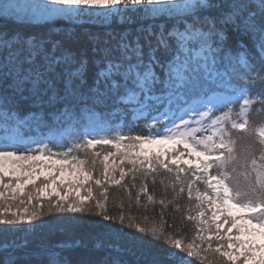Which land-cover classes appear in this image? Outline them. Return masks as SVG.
<instances>
[{"label":"snow or ice","instance_id":"obj_1","mask_svg":"<svg viewBox=\"0 0 264 264\" xmlns=\"http://www.w3.org/2000/svg\"><path fill=\"white\" fill-rule=\"evenodd\" d=\"M15 7L0 0V16L12 15ZM40 7L46 19L107 23L138 13L163 23L149 24L131 39L123 33L103 47L96 41L91 55L69 38L0 32V83L14 97L38 109L60 104L65 111L87 100L111 101L144 120L140 133L135 121L126 130L97 121L91 132L55 137L49 147L25 139L20 129L30 127L27 116L5 111L0 225L32 226L45 203L60 213L91 209L103 221L123 224V212L108 214V188L124 187L126 177L135 187L139 177L136 203L141 195L154 203L147 182L166 175L160 183L172 188L173 201L185 192L196 201L195 215L186 217L195 222V238L185 244L162 228L137 231L175 249L167 253L169 264H193L190 258L207 264L208 254L224 264H264V123L249 119L256 105V112L264 111V0H46ZM229 29L249 41L255 37L258 51L244 42L230 51ZM0 101L6 105L7 96ZM105 146L114 151L103 152ZM47 264L61 260L49 253Z\"/></svg>","mask_w":264,"mask_h":264},{"label":"trees","instance_id":"obj_2","mask_svg":"<svg viewBox=\"0 0 264 264\" xmlns=\"http://www.w3.org/2000/svg\"><path fill=\"white\" fill-rule=\"evenodd\" d=\"M161 23L163 21L156 20L154 23L151 20L131 24H105L89 18L82 23L61 19L36 23L19 21L13 16H0V32L35 36L51 34L57 38H69L74 48L84 49L91 55L96 41L103 47L108 40L115 43L123 33H129L131 39L141 28L149 24L158 28ZM227 36L230 51L238 49L241 42L246 43L249 48L255 47L258 51V41L255 37L249 41L247 37L240 36L231 29L227 31ZM204 75L202 71L201 80ZM234 82L240 83L239 80ZM0 96H7L6 105L0 101V112L8 110L15 112L18 109L17 115L27 116L31 125L43 132L56 129L59 123L65 125L66 122H75L77 126L84 120L85 113L98 112L102 118L114 115L115 121H118L120 117L113 112L123 106L111 101L94 103L87 100L86 103L73 106L67 111L60 104L54 108L44 106L38 109L35 105L11 95L10 89L5 91L2 83ZM30 110L35 111V119H32ZM125 112L127 114L125 125L128 126L131 117L127 110ZM136 123L138 127L134 132L140 133L143 131L144 120L140 119ZM97 150H101L99 146ZM109 150L114 151L108 146L102 149L105 153ZM80 155L83 158V153ZM101 170V165L97 163L96 174L98 175ZM161 179L167 181L168 177L157 176L155 184L151 180L147 182L148 193L155 197L154 203H149L144 195L140 196L139 204L136 203V196L143 183L139 177L134 182L135 187H132L131 177H126L124 187L108 188V214L119 216L123 212L125 215L123 224H120L119 220L103 221L101 217L91 214V209L85 213H60L55 209H48L45 203L44 214L34 221L32 226L0 225V264H12L13 261L16 264H47L49 253L57 254L61 264H169L167 253L175 249H171L163 240L152 241L151 236L138 232L137 226L146 230L152 227L162 228L165 235L181 239L185 244L192 242L196 235L195 222L187 220L186 217L195 215L196 201L194 199L190 201L186 192L173 201L172 188L170 186L165 188L160 183ZM198 187L201 191L204 190L203 185ZM95 193L99 198L100 189H95ZM161 200L165 202L164 205L160 203ZM49 211L51 215L48 214ZM18 245L20 248H17ZM192 260L197 264H204L195 258ZM223 262L218 260L216 255L208 254L207 264H224Z\"/></svg>","mask_w":264,"mask_h":264},{"label":"rangeland","instance_id":"obj_3","mask_svg":"<svg viewBox=\"0 0 264 264\" xmlns=\"http://www.w3.org/2000/svg\"><path fill=\"white\" fill-rule=\"evenodd\" d=\"M10 2L13 3L16 7H15V12L9 16H13L19 21H32L36 23H42L46 21H54V20H59V19L69 20V19L64 18L63 16H56L54 19H46L48 12L46 9L40 7L41 5H44L46 3V0H10ZM53 7H56V6L54 5L48 6L49 9ZM87 19H88L87 17H83L78 22L82 23V22H85ZM93 19L97 20L95 18ZM167 19H171V18H167ZM145 21H151V20H145L138 13H134L133 18L130 20H126L122 17H116L114 19H110L105 24H112V23L131 24L135 22H145ZM260 107H261L260 105L255 106V108H260ZM255 108L250 114V117H249L250 121L253 124L264 123V111L256 112ZM126 110H127V113H129L131 117V122L132 121L137 122L135 118L138 115V113H136L134 109H132L131 107L122 106V107H119L117 110H114L113 112L114 114H116V116L120 117L118 121H115L116 117L114 115L110 118H102L98 112H93V113H85L84 120L77 126L75 122H66L65 125H61V123H59L56 129H50V130L43 132V131H40L37 127L32 126L30 123V127L22 128L20 129V131L23 133L25 139L43 141L44 143H48L49 147H52L53 144L50 143L49 141L52 140L53 138L59 137L61 135H67L69 133H83L85 129L91 132L92 129L96 127L97 121H105L113 128H119L121 125H123L126 130L127 129V126L125 125V119L127 117V114L125 112ZM233 111L234 112L239 111V104L234 106ZM3 114H4V111H1L0 112V137L4 135V130L6 127V124L3 119ZM151 114L152 116L157 115L155 111H153ZM92 134L95 135V133H92ZM70 138H74V137H70ZM245 139L250 140L251 138L246 137ZM37 146L38 145L36 144L31 145V147L33 148ZM53 150L56 151L57 149L53 148ZM195 263L197 264V262H193V264Z\"/></svg>","mask_w":264,"mask_h":264}]
</instances>
